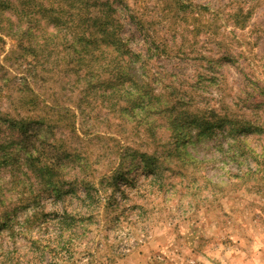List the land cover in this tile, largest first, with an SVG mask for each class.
<instances>
[{"label": "rangeland", "instance_id": "1", "mask_svg": "<svg viewBox=\"0 0 264 264\" xmlns=\"http://www.w3.org/2000/svg\"><path fill=\"white\" fill-rule=\"evenodd\" d=\"M113 2L136 83L86 88L52 24L0 33V264H264V0Z\"/></svg>", "mask_w": 264, "mask_h": 264}, {"label": "trees", "instance_id": "2", "mask_svg": "<svg viewBox=\"0 0 264 264\" xmlns=\"http://www.w3.org/2000/svg\"><path fill=\"white\" fill-rule=\"evenodd\" d=\"M113 4V0H0V33H5L10 37L18 33L31 36L41 29L48 32L47 27L52 24L53 28L50 34L58 38L62 47L66 41H71L76 52L73 59L77 58L85 65L84 69L75 71V76L81 78L80 80L86 88L98 93L102 87L100 84L106 82L112 84V82L119 81L124 84L127 82L136 83L140 80L135 79L134 65L126 55L129 49L125 44L124 37L119 33L121 25ZM130 14L133 19L137 18L134 11H131ZM16 43V49L23 50V53L20 54L23 57L28 54L35 57L34 52L40 48L37 46L41 45L38 40L25 43V41L17 39ZM98 54L108 57H104L108 59V65H115L117 70L115 75L109 77L102 75V64H99ZM85 55L89 57L87 63L84 60ZM94 72H97L98 75H95ZM67 74L68 72L64 76L71 80L70 75L72 74L69 73V76ZM130 94L134 97L132 99L134 107L138 104L144 111L153 100L161 102L155 108L163 115L170 106L169 101L161 99V93L145 91L140 86ZM9 116L8 114L2 119L9 123L8 127L12 126L13 128L18 125L23 132L29 129L27 122L30 120L29 118L15 119ZM176 118L177 116L174 121ZM237 120H231L233 128L236 126ZM40 122H43L42 119ZM211 122L205 121L203 124L209 126ZM238 122L240 123V121ZM248 122L252 124V120H248ZM263 125L264 121H255L254 123V127L261 132L264 131ZM243 127L247 129L246 125ZM243 141V137L237 136L232 146H240ZM46 166V164L39 166V171L42 172Z\"/></svg>", "mask_w": 264, "mask_h": 264}]
</instances>
